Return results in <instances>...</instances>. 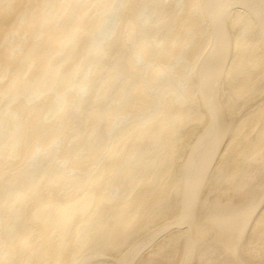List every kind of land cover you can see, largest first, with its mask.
<instances>
[{
  "label": "bare ground",
  "instance_id": "bare-ground-1",
  "mask_svg": "<svg viewBox=\"0 0 264 264\" xmlns=\"http://www.w3.org/2000/svg\"><path fill=\"white\" fill-rule=\"evenodd\" d=\"M146 246L264 264V0H0V264Z\"/></svg>",
  "mask_w": 264,
  "mask_h": 264
},
{
  "label": "rangeland",
  "instance_id": "rangeland-1",
  "mask_svg": "<svg viewBox=\"0 0 264 264\" xmlns=\"http://www.w3.org/2000/svg\"><path fill=\"white\" fill-rule=\"evenodd\" d=\"M241 114H242V113L240 112L239 115H241ZM171 219H172V218H171ZM144 234H145V232L141 233L139 236L136 237V239H138L139 237H142V235H144ZM136 239H135V240H136ZM156 239H157V238H155L154 241H155ZM147 250H148V246L144 247V248L139 252V256H137V257L134 259V261H132V264H135V263L137 262L138 258H139L140 256H143V255L147 252Z\"/></svg>",
  "mask_w": 264,
  "mask_h": 264
}]
</instances>
